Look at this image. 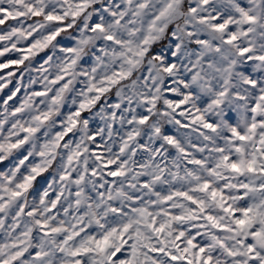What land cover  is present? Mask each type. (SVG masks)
<instances>
[{
	"label": "clouds",
	"instance_id": "9594fccd",
	"mask_svg": "<svg viewBox=\"0 0 264 264\" xmlns=\"http://www.w3.org/2000/svg\"><path fill=\"white\" fill-rule=\"evenodd\" d=\"M0 264H264V0H0Z\"/></svg>",
	"mask_w": 264,
	"mask_h": 264
},
{
	"label": "snow or ice",
	"instance_id": "6c2138e0",
	"mask_svg": "<svg viewBox=\"0 0 264 264\" xmlns=\"http://www.w3.org/2000/svg\"><path fill=\"white\" fill-rule=\"evenodd\" d=\"M115 174V173H114Z\"/></svg>",
	"mask_w": 264,
	"mask_h": 264
}]
</instances>
